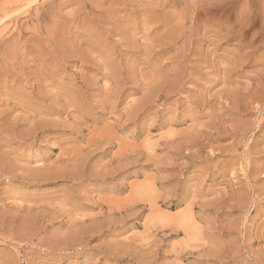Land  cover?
I'll list each match as a JSON object with an SVG mask.
<instances>
[{
    "label": "rangeland",
    "instance_id": "374dc122",
    "mask_svg": "<svg viewBox=\"0 0 264 264\" xmlns=\"http://www.w3.org/2000/svg\"><path fill=\"white\" fill-rule=\"evenodd\" d=\"M0 264H264V0H0Z\"/></svg>",
    "mask_w": 264,
    "mask_h": 264
}]
</instances>
